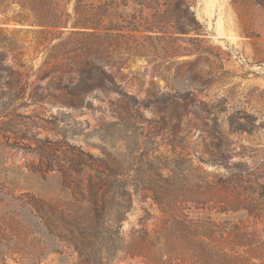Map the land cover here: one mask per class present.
Masks as SVG:
<instances>
[{
  "label": "rangeland",
  "instance_id": "374dc122",
  "mask_svg": "<svg viewBox=\"0 0 264 264\" xmlns=\"http://www.w3.org/2000/svg\"><path fill=\"white\" fill-rule=\"evenodd\" d=\"M22 1L0 0V67L23 72L22 81H28L22 88L10 86L6 81L14 80L15 75H0V264H76L79 257L66 244L65 234L46 228L48 216H39L37 209L47 211L49 204L62 207L71 198L70 167L103 168V161L116 151H127L131 141L112 113L119 97L111 85L98 86L95 80H89V88L78 85L80 74L73 61L88 54V38L66 43L79 50L78 56L69 58L59 52V58H48L43 45L34 50L40 37L38 27L24 22L22 14H18L21 21L13 18ZM119 1L120 11L131 10L125 0ZM188 1L200 28L185 17L181 25L201 31L199 47L208 60L190 63L196 54L178 56L174 62L127 59L103 48L94 55L115 84L133 91L139 99L169 90L192 92L195 99L182 98L181 108L169 122L158 114L165 110L163 104L150 109L140 105L138 109L145 119L157 120L158 134L152 145L157 154H184L201 165L209 180L216 181L236 162L254 166L264 159V125L260 121L251 134L230 133L226 123L241 105L264 111V0ZM167 36L176 38L177 34L168 32ZM170 44L195 47L181 39ZM200 68L205 76L197 74ZM52 69L58 70L52 73ZM149 130L145 124L144 131ZM214 156L218 160L212 161ZM150 202H133L122 220L124 234L142 224L148 229L156 225L161 215ZM144 207L150 211L145 223L139 221ZM222 207L208 202V220L218 223L225 233L238 228L250 232L251 246L264 244V219L242 209L221 212ZM110 259V264H149L144 257L123 251L112 252ZM252 261L261 262L259 258Z\"/></svg>",
  "mask_w": 264,
  "mask_h": 264
},
{
  "label": "trees",
  "instance_id": "16d2710c",
  "mask_svg": "<svg viewBox=\"0 0 264 264\" xmlns=\"http://www.w3.org/2000/svg\"><path fill=\"white\" fill-rule=\"evenodd\" d=\"M125 2L131 5L126 13L119 10V0H104L99 4L83 0H23L13 15L15 21H21L18 14H22L24 22L38 27L40 37L34 50L43 45L48 58H59V52L74 58L79 50L67 47L66 43L82 36L88 38L89 55L73 61L80 74L78 85L89 88L92 86L89 80L97 81L94 84L98 86L111 85L119 97L112 113L131 141L127 151H116L108 161H103V168L70 167L71 198L62 207L49 204L47 211L37 209L39 216H48L44 224L50 231L65 234L66 244L79 257L76 264H110L112 252L119 251L142 256L149 264H264V244L251 246L250 232L238 228L233 233H225L218 223L208 220V202L211 201L223 205L221 212L242 209L249 216L264 219V159L254 166L236 162L228 167L230 172L226 176L213 181L200 164L184 154L177 153L174 157L157 154L152 146L158 134L157 120L142 117L138 107L150 109L163 104L165 110L158 114L169 122L173 112L181 108L180 100L187 97L194 100V95L190 90L180 93L169 90L139 99L133 91H124L115 84L112 74L98 64L94 55L103 48L125 55L127 59L174 62L178 56L196 54L190 63L208 60L199 47L203 41L201 31L197 27L187 29L180 22L185 17L200 28L191 11V2ZM168 32L176 33V38L167 36ZM190 33L194 35L188 36ZM177 39L195 47L170 44ZM55 70L58 69L51 72ZM3 72L15 75L14 80L6 81L10 86L18 84L15 86L22 88L28 82L22 81L23 72L13 67H0V75ZM197 74L205 76V71L200 68ZM130 84L133 85V81ZM257 121L264 125V111L256 107L248 110L246 105H241L226 119L228 131L236 134H251ZM145 124L150 126L147 132ZM212 159L218 160L216 156ZM148 200L159 210L160 220L151 229L142 224L124 234L122 220L132 209L133 202L145 204ZM149 215L150 211L144 207L139 221L145 223ZM254 258L261 262L252 261Z\"/></svg>",
  "mask_w": 264,
  "mask_h": 264
},
{
  "label": "water",
  "instance_id": "95a60500",
  "mask_svg": "<svg viewBox=\"0 0 264 264\" xmlns=\"http://www.w3.org/2000/svg\"><path fill=\"white\" fill-rule=\"evenodd\" d=\"M17 26H24V24L23 23H15Z\"/></svg>",
  "mask_w": 264,
  "mask_h": 264
}]
</instances>
